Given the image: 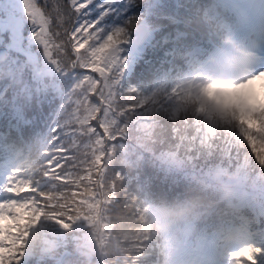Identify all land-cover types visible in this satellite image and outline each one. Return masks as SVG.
I'll return each mask as SVG.
<instances>
[{"label": "trees", "instance_id": "16d2710c", "mask_svg": "<svg viewBox=\"0 0 264 264\" xmlns=\"http://www.w3.org/2000/svg\"><path fill=\"white\" fill-rule=\"evenodd\" d=\"M96 1L81 0L80 4L68 6V0L64 3L60 0L56 2L54 0H41L42 4H52V6L47 7L48 10L45 12L46 18L51 21V31L54 34L50 48L53 52L61 53L66 65H70L69 61L72 58L68 51V45L69 43L75 45L73 35L67 40L70 26H76L83 19L87 20L89 14L84 10L95 6ZM123 1L114 0L119 4H122ZM134 1L137 2L138 8L143 9V14H140L139 17L142 15L145 17L149 29L156 35L163 32V29L171 27L175 20H182L183 11L186 10L185 0L181 1V9L179 10L175 8L174 0ZM62 6L64 9L61 10ZM77 13L79 14L75 18ZM162 25L163 29L161 28ZM131 29V27H128L125 31L117 32L113 39L108 42L109 45L115 42V46L118 44L125 46L120 56V70L117 72L99 69L97 65L95 66L97 62L95 57L92 58L86 53L90 43L94 46L96 53H101L105 48L106 39L102 36L101 31H97L96 36H92L91 40L89 38L84 40L83 38L84 41L81 39L76 41V44L78 42H80L79 45L82 44L80 48L82 56L77 61L75 68L72 66L67 67V71L61 73L54 71L49 74L43 69L37 70L23 54H13L11 56L4 54L0 59V107H2L1 111H4L0 117V148L4 149L2 151L3 155L10 149L17 150L22 156L33 155V152L35 154L47 152L50 155L53 152L54 147L49 138V130L53 132V138L59 140L63 138L61 133L67 127V124L63 121V116L57 118L66 94V91H62L57 85L60 84L65 87L71 80L75 81L78 86L77 95L75 96L76 110H79L83 120L78 133L79 141L87 143L88 140V143H93L96 125H99L105 134L109 136L110 146L119 142L117 140L124 139L120 130L128 129L127 120L134 114H141L140 112L144 111V106H148L147 110H149L151 105L145 98L143 94L145 92L141 90V87L153 86L157 83L156 78L162 77L163 73L166 74V77L168 75L171 81L176 79L180 75V71L184 69L180 65L185 62L181 55L179 57L177 54L172 53V49L168 47L166 40L163 41L161 46L153 41L151 45L147 43L141 48L140 56L134 60L132 70H127L125 61L127 59V47L130 44L123 41L122 38L128 37L131 34ZM162 34L161 36H164V33ZM152 40H154L153 36L151 37ZM20 83H23L24 86ZM131 87L136 89H131ZM83 105H85L84 108H82ZM164 110L162 108L157 113L161 120ZM224 113L229 115L227 111ZM232 114H234V121L236 122V118L241 112L233 109ZM245 114L246 118L234 125H231V122L225 119V123H228L233 131L229 144L224 147L226 149L222 150L223 144L229 136L227 132V136L214 138L209 134L208 138L198 140L195 148L206 154L203 155L202 159L203 167L202 165L191 166L195 161L185 159L180 168L183 169L186 177L180 173V180L177 182L190 180L192 174L188 171L191 168L218 171L221 167H227L231 173L236 168H242L239 164H243L244 160H247L248 163L257 161V163L264 164V133L260 131L264 126V117H255L253 122L248 123V120L254 117L253 112L246 110ZM258 114L259 112H256L255 116ZM113 115L119 118V124L117 127L106 130L100 124V120ZM161 120L155 122L156 126L157 124L161 125L153 131V134L156 133L154 137H157L165 146H174L181 140L182 147H189L191 129H185L183 124L178 126L174 112L165 110L164 121ZM258 120L259 123H257ZM134 123L138 125L137 120ZM70 125L75 127L76 131L80 127L75 118L71 120ZM80 131H83L84 134ZM196 133L197 136L200 135V132L197 131ZM128 135L132 140L140 138L139 135L129 133ZM29 140L31 150L28 151L25 144ZM140 150L142 148L139 147L128 154V159L131 160L133 168L127 165L125 158L126 168L124 167L116 147L112 148L113 156L107 153L106 158L108 160L97 165L93 164L94 158H89L88 154H85L88 160L80 157L78 153H71L68 157V164L77 177V183L74 184L75 210H86V196L95 199L104 196L108 200L104 205V211L97 213L95 210H90L89 213L99 216L104 212L108 224L111 220L114 223L116 221L112 234L115 235L118 241L112 236L106 240L107 245L105 248L108 247V252L107 255H102L103 264H129V256L130 260L135 261H147L153 258L150 256L137 259L134 253L130 252L135 249L147 250L149 248L153 251V254L158 253L155 241L150 240V243H147L141 241V237L139 238L143 223L145 224L141 214H139V199L144 198L146 195L140 185L143 179L136 177L137 169L134 168ZM197 153L199 152L197 151ZM211 155L214 156L208 158ZM196 160L199 163L198 158ZM137 162L140 163V160L138 159ZM258 166L264 168L263 165ZM124 168L125 170H123ZM128 170L129 173H127ZM51 172L54 173L56 180L60 181L59 169L54 168ZM66 172L67 168L64 167L61 174ZM79 173L88 179L81 177ZM149 178H152L154 184L158 185L155 182V179H158V173L149 174ZM72 188L73 186L69 187V190ZM148 188L153 189L151 183H148ZM151 191L156 196L161 195L157 191V187ZM152 200L154 201V199ZM19 207L18 212L21 213V222L17 229L21 232L23 238L16 246L17 248H14V253L17 254L15 260L24 259L30 264L39 241L41 209L38 206H32L28 202L20 203ZM157 207L161 210V214L165 213L173 216L172 211L175 204L161 200ZM92 219V227L96 229L102 220L99 217H93ZM253 223L256 224L254 221ZM72 232H74V229H72ZM145 234L144 232L142 237H145ZM155 237L156 235L153 233L152 239ZM68 239H71V236H68ZM75 259L69 260L68 263L75 262ZM132 263L137 264L134 261Z\"/></svg>", "mask_w": 264, "mask_h": 264}, {"label": "rangeland", "instance_id": "374dc122", "mask_svg": "<svg viewBox=\"0 0 264 264\" xmlns=\"http://www.w3.org/2000/svg\"><path fill=\"white\" fill-rule=\"evenodd\" d=\"M22 3H24L23 0H0V10L5 13L0 16V36L2 38V40H0V46L3 45L10 56L13 54H23L37 70L43 69L44 67H53L56 70L58 64L51 57V52L47 45L49 25H41L39 29H36V24L33 23V19L39 14L38 8L29 6L28 9L21 12L20 4ZM136 17L137 15H134L133 19ZM92 24L93 23L90 25L88 24L87 26L89 27L86 29L77 28L78 36H85L86 39L90 36H96L95 33H97L100 27L92 29ZM113 33L112 31L108 32V37H111ZM74 34H76L75 30ZM72 52L77 59L75 55L76 52L73 49ZM91 52L95 53L92 49ZM96 55L101 59V66L107 63V52H104L103 60L98 54ZM249 58L253 62H259L257 65L258 73L256 70H252L254 72H249V77L229 85L235 89L236 93L234 98H237L238 102L241 103L243 99L249 98L255 93L259 100L264 103V42L260 44L256 51L250 54ZM200 70L201 67L196 68L187 74L185 78H182L185 84L187 80L189 88L197 94L205 95L208 100L210 98L209 101H211V96H216V100L212 103H215L218 98H223L220 92L224 89L228 90L230 94L232 87L211 79L206 73L200 72ZM21 172H23L22 167L15 168L14 172L13 167L10 168L9 171L8 168L4 170V172L0 171V222L5 215L7 201L10 198V196L6 194V188L10 185L11 177H18ZM23 179L24 177L22 176L21 180ZM165 239L166 238H163L164 249L171 246ZM243 242L244 244H242L241 241H235L230 244V254H228L230 256H227L222 261V264H242L244 262L242 255L243 252L247 250L249 242L248 240H243ZM1 243L0 238V245ZM93 244L96 245V248L98 247L97 242ZM165 257L168 259V255ZM19 260L25 261L24 259ZM248 262L249 264H260L257 258L250 259Z\"/></svg>", "mask_w": 264, "mask_h": 264}, {"label": "water", "instance_id": "95a60500", "mask_svg": "<svg viewBox=\"0 0 264 264\" xmlns=\"http://www.w3.org/2000/svg\"><path fill=\"white\" fill-rule=\"evenodd\" d=\"M143 29H145V27L142 24L137 27V31H138V37L137 38L138 39H140L142 37V34L144 33ZM141 31H143V32H141Z\"/></svg>", "mask_w": 264, "mask_h": 264}, {"label": "bare ground", "instance_id": "6f19581e", "mask_svg": "<svg viewBox=\"0 0 264 264\" xmlns=\"http://www.w3.org/2000/svg\"><path fill=\"white\" fill-rule=\"evenodd\" d=\"M247 4L251 7H253V5L251 4V2L249 0H246Z\"/></svg>", "mask_w": 264, "mask_h": 264}]
</instances>
